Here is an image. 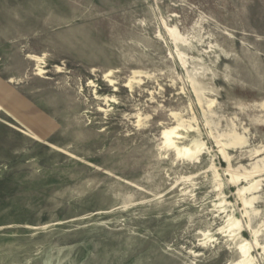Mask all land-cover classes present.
<instances>
[{"label": "rangeland", "instance_id": "1", "mask_svg": "<svg viewBox=\"0 0 264 264\" xmlns=\"http://www.w3.org/2000/svg\"><path fill=\"white\" fill-rule=\"evenodd\" d=\"M0 264H264V0H0Z\"/></svg>", "mask_w": 264, "mask_h": 264}, {"label": "bare ground", "instance_id": "2", "mask_svg": "<svg viewBox=\"0 0 264 264\" xmlns=\"http://www.w3.org/2000/svg\"><path fill=\"white\" fill-rule=\"evenodd\" d=\"M164 135H165L166 139L168 140L167 134L165 133ZM242 251H243L244 254H246V251L244 250V248H242Z\"/></svg>", "mask_w": 264, "mask_h": 264}]
</instances>
